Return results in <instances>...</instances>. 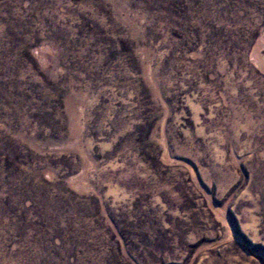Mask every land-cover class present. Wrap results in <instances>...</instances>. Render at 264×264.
I'll list each match as a JSON object with an SVG mask.
<instances>
[{"label":"rangeland","instance_id":"rangeland-1","mask_svg":"<svg viewBox=\"0 0 264 264\" xmlns=\"http://www.w3.org/2000/svg\"><path fill=\"white\" fill-rule=\"evenodd\" d=\"M0 264H264V0H0Z\"/></svg>","mask_w":264,"mask_h":264}]
</instances>
